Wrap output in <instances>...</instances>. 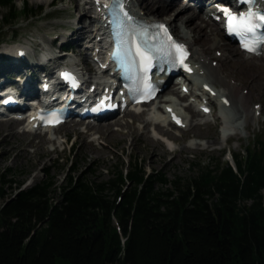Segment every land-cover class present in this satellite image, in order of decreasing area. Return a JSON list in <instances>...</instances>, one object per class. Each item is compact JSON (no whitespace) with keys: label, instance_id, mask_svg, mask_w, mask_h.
Masks as SVG:
<instances>
[{"label":"trees","instance_id":"obj_1","mask_svg":"<svg viewBox=\"0 0 264 264\" xmlns=\"http://www.w3.org/2000/svg\"><path fill=\"white\" fill-rule=\"evenodd\" d=\"M0 7V32L43 11ZM231 159L168 177L133 158L104 180L73 164L21 189L0 168V199L18 187L0 205V264H264V132Z\"/></svg>","mask_w":264,"mask_h":264},{"label":"rangeland","instance_id":"obj_2","mask_svg":"<svg viewBox=\"0 0 264 264\" xmlns=\"http://www.w3.org/2000/svg\"><path fill=\"white\" fill-rule=\"evenodd\" d=\"M26 2L30 7L43 8V11L35 17H19L12 25L2 26L0 55L13 56L15 48H23L26 51L27 64L30 65V61L36 62L37 59L45 57L48 54L46 49L52 54L51 50L55 52L57 45H63L66 53L65 56H60V60L76 63L78 68L83 67L86 69L84 78L91 80L93 72L96 71L90 62V46L95 36L93 32L95 23L91 20L95 15L94 10L89 8L88 0H26ZM13 3L16 9H20L22 0H13ZM184 3L183 7L186 5V2ZM134 4H136L135 1ZM171 9H175V5L170 8L169 13L172 14L174 11ZM6 11L7 9L0 7V23L1 16ZM82 11L86 12L84 19L78 20ZM191 12H195V9L190 6L186 13ZM195 21L198 22L197 19ZM83 24H89L88 28L91 31L87 30L83 39L75 43L73 33ZM207 24L209 27H217L216 23L210 21H207ZM172 30L175 32L173 28ZM222 43L236 50L226 40H222ZM204 48L211 56L210 58L214 59H211V62H217L218 55L215 54L217 48L211 47L207 50L206 42H204ZM217 51L221 52V50ZM238 54L240 53L235 51L232 59L223 60L221 73L238 85L239 89H244L246 86L251 88L252 92L247 102L250 112L243 117L235 119L230 114H233L231 111L229 116L226 115L225 107L220 106L215 97L209 99L212 106L209 114L201 117L193 105L196 112L190 114L184 105L190 104L192 96L178 100L176 95L170 94L169 89H166L158 97L154 106H144L142 112L135 114L127 112L121 117L97 123L86 124L72 121L47 132L28 131L23 123H17L10 128L1 125L0 168L12 170L6 178L20 183L19 189H21L38 181L46 174L53 177L57 186L65 173L69 171L68 167L73 164L76 169L73 174L95 170L93 176L86 175L91 179L104 180L113 174L114 165L124 168L127 161L133 158L139 160L147 172L161 171L168 177L191 175V163L202 166L208 164L211 159L232 163L231 153L240 152L242 148L248 146L252 136L261 135L264 132V55L246 58L239 57ZM57 56L53 54L51 58L54 59ZM9 61L5 58L0 60V70L11 68L5 66L10 63ZM97 78L94 75L93 80L96 81ZM216 87L220 88L219 85ZM175 88L177 89V86ZM168 99L175 101V103L170 101V104L182 113L186 125L176 127L169 121H160L159 125L163 132H159L155 128L158 122L155 123L156 118L153 117L161 110L163 103L168 104ZM226 120L228 123L225 122ZM143 121L149 122V125L144 127ZM94 124L109 126L105 129H94L96 127ZM227 126L229 128L224 129ZM223 129L226 130L225 134L222 133ZM15 183L11 185V190L6 189L5 197L0 199V205L18 188ZM56 186L51 193L53 198H57L59 194Z\"/></svg>","mask_w":264,"mask_h":264},{"label":"bare ground","instance_id":"obj_3","mask_svg":"<svg viewBox=\"0 0 264 264\" xmlns=\"http://www.w3.org/2000/svg\"><path fill=\"white\" fill-rule=\"evenodd\" d=\"M129 1L131 3L133 2L132 3L133 8H134V6L138 5V11H144V13L140 14L142 17L155 18V19H161V18L166 19V21L169 23L170 27L175 30L178 38L181 40H184L187 43V45L189 46L190 52H191L190 58L193 59V63H196L198 65L197 70L200 73V77H201V81H202L201 86L208 85L211 88L216 89V96L215 97L225 99L224 111H225L226 115L229 116L231 114L236 119V118L243 117L246 114H248V112H250L248 110V107H247V102H248L250 95H251V92H252L251 88L246 86V87H244V89H239L238 85H236L232 80L228 79L227 76H224L221 73V64H222V62H224L223 60L232 59L233 54L236 50L234 51V50H232V48L229 45L222 43V40H224V39H222V31L219 30L218 27H214V26L209 27L207 24V21H209V18L201 17L197 12L186 13V10L190 7L191 1H192L191 6L193 8L197 7L198 10L201 11L200 7L203 4V0H190V1L189 0H185V1L184 0H129ZM134 1L136 4H134ZM183 1L186 2V5L184 7H183V4H185V3ZM88 4L90 6L89 8H92L94 10L95 16L93 17V19L91 21H93L95 23V25H94V27H95L97 25V22H98L96 20V16L97 15L99 16L98 11H100V8H99L100 5L94 4L92 2V0H89ZM174 5H175V9H173V10L171 9V11H174L171 14V13H169V11H170V8ZM85 14H86V12L82 11L81 16L79 17L78 20H81L83 18V16H85ZM196 19L198 20V22L195 21ZM88 27H89V24H83L82 26H79V28L76 29V31L73 33V38H75L74 39L75 43L77 41L83 39V36H85V33L87 30L91 31L90 28H88ZM183 30H186V31L184 32ZM96 35H99V34H96ZM92 39L94 40V38H92ZM204 42H206L208 44L207 50L210 49L211 47H215V48H217V50H221V52L217 56L218 57L217 62H215V61L211 62L212 58H210L211 56L205 51L206 49L204 48ZM96 44H97V42H96ZM218 48H220V49H218ZM16 49L17 48H15V50ZM236 53H238V52L236 51ZM93 54H95V52H92V56H93ZM96 55H98V53H96ZM238 55H239V57L240 56L242 57L241 54H238ZM42 58H44V56ZM84 58H86V55H84ZM59 60H60V56H57L56 58L54 57V59L51 58L47 62L51 61L53 68H55L58 65L57 61H59ZM212 60H214V59H212ZM85 61H86V59H85ZM36 64L39 65V63H36ZM50 71L51 70H49V72ZM97 71H99V67H97ZM7 72L15 74L14 75L15 79L10 81V82L13 85H15L17 88V90H15V93L19 97H24L25 92L28 91L29 87H31V85L33 83L31 80V76H30V72H29L28 68L24 67V63L22 61L18 60V61H15V63L13 64V66L11 68H8ZM84 76L85 75L81 76L82 82H85V80H88V79H85ZM97 77L98 78L95 82L98 85L102 84L103 80L99 76H97ZM6 81H8V80L5 77V75L0 73V91L3 89L2 85H3V83H6ZM88 81H90V80H88ZM216 85H219L220 88L218 89L216 87ZM103 86H104V84H103ZM166 89L167 90L169 89L170 94L176 95L178 100L183 99L184 95L179 92V85H178L177 89L174 88L172 85H168L162 91V93H164ZM200 92L202 93V91H200ZM160 96L161 95H156L155 98L157 99V97H160ZM25 98L26 97H24V99ZM24 99L22 101L25 103L26 100H24ZM167 105L172 106L170 103L164 104V106H167ZM144 106L146 107V105H144ZM152 106H153V104L150 107H152ZM164 106H163V109H164ZM141 107L142 106H140V108ZM184 107L188 112H190V114H193L197 111V110L195 111L193 106H191L189 104H187ZM8 109H6V111ZM171 111H175V108H171ZM230 111L233 112V114L230 113ZM158 112L155 114V117H153V118H156L155 123L158 122V124L155 125V128L159 132H163L160 125H159V122L160 121H167V118H166L167 116L165 113H163L162 108ZM129 113L135 114L136 112L130 111ZM1 118L3 119V117H1ZM70 122H72V121H70ZM143 122H144V127L149 125V122H147V121H143ZM225 122L228 123L227 120ZM17 123H20V121H18V120H15V121H13V120H0V126L6 125L8 128H10V126L15 125ZM63 125L64 124H62V126ZM230 125L231 124H229V126ZM26 126L28 128L32 127L31 125H29V123L26 124ZM59 126H61V125H59ZM59 126H57V127H59ZM95 126L96 127H94V129H96V128L97 129L98 128L105 129L109 125L101 126V125L96 124ZM181 126H183V124ZM227 128H229V127L227 126L224 129H227ZM224 129L222 132L223 134L226 133V130H224ZM29 130H32V129H29ZM48 130H52V129L47 128V131ZM228 133H229V131H228ZM159 135H161V134H159ZM153 143L158 145L157 142L153 141Z\"/></svg>","mask_w":264,"mask_h":264},{"label":"snow or ice","instance_id":"obj_4","mask_svg":"<svg viewBox=\"0 0 264 264\" xmlns=\"http://www.w3.org/2000/svg\"><path fill=\"white\" fill-rule=\"evenodd\" d=\"M239 3L246 4L248 11L241 12L237 15L230 8L224 7L220 11L225 19V30L230 35H235L240 38L241 46L247 51H256L260 45H264V12L254 11L256 0H238ZM121 12L124 21L131 23L132 18L123 11L121 0ZM160 33L167 35V30L163 25H156ZM116 50L113 52L115 58L121 59L126 68L133 72L143 74V79H147V72L152 67L154 59L153 53L162 51L152 43L153 40H159V36L150 35L147 29L132 28L126 29L122 33H117ZM169 48L176 50V55L180 56V62L183 63V46L171 43L169 38ZM169 58H173V53L169 50ZM68 78V77H66ZM170 111V110H169ZM176 119L175 117H173ZM179 124L180 121L176 120Z\"/></svg>","mask_w":264,"mask_h":264}]
</instances>
